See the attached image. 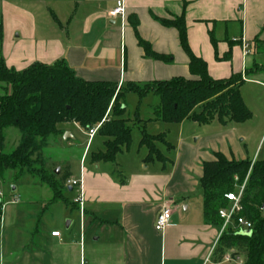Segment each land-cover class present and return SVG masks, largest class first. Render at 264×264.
Returning <instances> with one entry per match:
<instances>
[{"label": "crops", "instance_id": "0c3cea01", "mask_svg": "<svg viewBox=\"0 0 264 264\" xmlns=\"http://www.w3.org/2000/svg\"><path fill=\"white\" fill-rule=\"evenodd\" d=\"M117 2L125 9L122 19L109 16ZM175 18H183L188 47L206 64L212 79L244 75L254 65L264 64V0H0V61L15 72L42 64L71 72L85 82L112 83L118 88L191 79L178 32L158 21ZM136 34L169 61L146 57ZM263 93V73L244 77L240 94L253 113L257 103L264 115V105L256 99ZM125 99H129L126 118L140 134L121 150L114 164L92 162V154L104 152L106 138L96 134L89 139L75 123L59 125L61 134L50 138L42 150L45 163L50 161V148L81 147L80 137L86 139L75 177L62 171L60 164L54 165L58 174L51 173L62 183L66 201L73 192L77 195L66 182H82V219L72 203L76 196L70 198L79 213V236L71 234V222L62 230L65 203L51 202L50 189L38 177L23 175L20 179L36 189L47 187L48 201L39 205L30 200L29 220L18 208L20 202L1 207L0 264H244L243 254L236 249L223 250L220 256L219 229L203 217L199 184L203 164L214 161L215 154L228 161H264L255 158L257 149L246 148L247 137L237 128L240 124L222 125L217 120L167 124L152 116L159 104L154 95L128 94ZM143 102L151 116L130 117L127 109L139 110ZM258 125L261 142L264 118ZM142 130L149 136L164 135L165 143H155L163 162H145L148 150L140 146ZM16 190L0 189L3 202L13 196L21 199ZM167 200L172 202L170 224L156 232V216ZM54 206L58 208L52 215L49 208ZM20 223H30L31 233H2ZM53 232L59 235L52 236Z\"/></svg>", "mask_w": 264, "mask_h": 264}, {"label": "trees", "instance_id": "16d2710c", "mask_svg": "<svg viewBox=\"0 0 264 264\" xmlns=\"http://www.w3.org/2000/svg\"><path fill=\"white\" fill-rule=\"evenodd\" d=\"M158 21L178 32L180 46L189 61L191 79L174 78L144 85L128 83L118 88L112 83L85 82L71 72L42 64L15 72L0 61V178L7 171L14 172L16 180L23 175L36 176L50 189L51 202L66 203L62 183L52 174L34 168L37 163H43L42 150L50 138L61 134L58 128L61 124L75 123L87 131L102 123L97 134L106 138L105 150L92 154L91 159L93 163L114 164L116 156L131 142L132 127L126 118L124 102L128 94L139 98L148 94L157 97L159 104L152 116L167 124H179L184 120L197 124L217 120L222 125L249 121L252 113L242 100L240 88L244 77L264 74V64L254 65L244 75L214 80L208 75L206 64L190 51L183 18ZM136 38L146 57L169 61L152 52L137 34ZM10 128L16 129L20 138L14 150L4 153L5 131ZM157 142L165 143L163 134L149 136L141 131L140 146L148 150L145 162L164 161L156 149ZM199 184L203 217L215 226L221 225L218 211L228 206L225 196L244 184L239 217L251 223L250 235L227 230L220 238L218 251L222 256L223 250L236 249L243 254L244 264H264V212L261 211L264 207V161L253 164L228 161L223 155L215 154L214 161L203 164Z\"/></svg>", "mask_w": 264, "mask_h": 264}, {"label": "rangeland", "instance_id": "374dc122", "mask_svg": "<svg viewBox=\"0 0 264 264\" xmlns=\"http://www.w3.org/2000/svg\"><path fill=\"white\" fill-rule=\"evenodd\" d=\"M256 99L260 101L264 105V93L263 94H258L256 95ZM129 99H125L124 102L125 104L128 103ZM254 102V101H253ZM146 102H143L138 108L136 106H132V108H128L127 111L130 113V117H133L134 119L137 118H147L151 116V113L148 111V108L146 107ZM255 103V102H254ZM130 105V104H127ZM256 105V106H255ZM126 106V105H125ZM252 112V110H250ZM128 115L126 114V117ZM252 119L249 121L242 123L239 125L238 130L241 131V133L247 137V142H246V148L250 151L253 149V152L256 151V159L258 160H264V139L260 142L259 138V125L258 122L260 118H264V115H262L261 108L257 105V103L254 104V113L252 112ZM257 126V128H256ZM211 128V127H208ZM140 131L137 126H133L132 128V133H131V139L135 141L137 137L139 136ZM16 136V138L14 137ZM19 132L14 129L10 128L5 131V144H4V153H10L14 148L17 147V143L19 140ZM63 138V137H62ZM81 141V147H77L76 144H73L72 147H62L60 145L54 146L50 148V156L49 159L50 161L48 162H43L41 164H36L34 168L37 170H41V173H46V174H51L55 172L59 167L55 168V164H60L63 165L62 171L67 170L72 172V175L75 177V174L78 173L79 171V154L83 150L84 145L86 144V139L84 137H80ZM131 143V142H130ZM94 147V146H93ZM92 147L91 151H94ZM42 158V157H41ZM34 159V158H33ZM43 160V159H42ZM38 162V161H36ZM40 163V162H39ZM253 164V162H252ZM15 173L12 171H7L4 173V175L0 178V189L4 192H10L11 187H16L18 192L21 196V199H19L20 204L18 205V208L20 211L25 216V220H29V215L28 213L31 211L30 207L28 205V202L30 200H33L34 202L38 203L39 205L42 203H47L48 201V195H49V190L45 186L39 185V187L36 189L33 185L25 182V178L16 180L15 179ZM63 175V173H62ZM62 176L59 178V181H61ZM35 182H38L37 179H33ZM238 187H235V190ZM77 196L75 192L71 196ZM66 201L64 204V207L67 211V216L66 220L64 223H62V230L65 228L67 222L72 223L71 227V234H74L75 236H79V213L77 209L73 208L71 206V201L70 198ZM56 206L50 207L49 211H51V214L54 215V211ZM5 207L3 208L2 211H4ZM11 209L10 206L6 207V210ZM32 229V226L27 223H20L17 225V227L12 229V231L9 232H2V233H31L30 230ZM17 230V231H16ZM19 230V231H18ZM66 232V231H64ZM89 232L86 233V236L89 237Z\"/></svg>", "mask_w": 264, "mask_h": 264}, {"label": "built area", "instance_id": "2783aa9c", "mask_svg": "<svg viewBox=\"0 0 264 264\" xmlns=\"http://www.w3.org/2000/svg\"><path fill=\"white\" fill-rule=\"evenodd\" d=\"M125 15V9L122 4V2H117L116 7L109 13V16L111 18H123ZM244 55H248L249 48L247 45H244ZM101 124H98L97 126L87 130L88 138H93L94 135L97 134L98 130L101 127ZM237 180V179H235ZM66 185L76 189L77 196L73 200V203L78 206V211L80 213L81 219L83 217V188H82V182L81 180H68L66 182ZM238 188L235 190V192L228 194L225 196L226 200L229 202L228 206L226 208H221L218 211V217L221 220V225L218 226L219 232L217 236V240H219L227 230H232L234 232H248L252 229V225L249 221L245 220L242 217H239V214L241 212V197L244 189V184L241 186H237ZM4 201V196L2 193H0V202L1 207L6 204H15L19 202L18 196H13L10 200L7 202ZM261 211L264 212V207L261 208ZM172 216V202L167 200L164 202L161 210L156 216L155 223H154V229L156 232H162L171 221ZM52 236H58V232H53L51 234Z\"/></svg>", "mask_w": 264, "mask_h": 264}, {"label": "water", "instance_id": "95a60500", "mask_svg": "<svg viewBox=\"0 0 264 264\" xmlns=\"http://www.w3.org/2000/svg\"><path fill=\"white\" fill-rule=\"evenodd\" d=\"M55 174H58V170L55 171ZM69 226H70V222H67V223H66V228L68 229ZM245 234H246V235H250V232L245 233Z\"/></svg>", "mask_w": 264, "mask_h": 264}]
</instances>
